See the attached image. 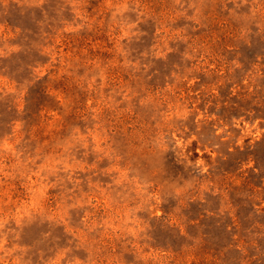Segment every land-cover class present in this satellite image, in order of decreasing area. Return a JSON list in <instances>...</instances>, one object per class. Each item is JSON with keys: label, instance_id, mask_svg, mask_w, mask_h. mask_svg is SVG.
<instances>
[{"label": "rangeland", "instance_id": "rangeland-1", "mask_svg": "<svg viewBox=\"0 0 264 264\" xmlns=\"http://www.w3.org/2000/svg\"><path fill=\"white\" fill-rule=\"evenodd\" d=\"M0 264H264V0H0Z\"/></svg>", "mask_w": 264, "mask_h": 264}]
</instances>
